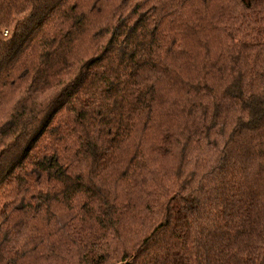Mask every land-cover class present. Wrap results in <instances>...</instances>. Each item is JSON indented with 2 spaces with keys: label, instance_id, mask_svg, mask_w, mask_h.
<instances>
[{
  "label": "trees",
  "instance_id": "obj_1",
  "mask_svg": "<svg viewBox=\"0 0 264 264\" xmlns=\"http://www.w3.org/2000/svg\"><path fill=\"white\" fill-rule=\"evenodd\" d=\"M0 264H264V0H0Z\"/></svg>",
  "mask_w": 264,
  "mask_h": 264
}]
</instances>
